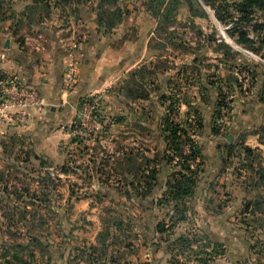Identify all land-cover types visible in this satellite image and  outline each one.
Wrapping results in <instances>:
<instances>
[{"label": "rangeland", "instance_id": "rangeland-1", "mask_svg": "<svg viewBox=\"0 0 264 264\" xmlns=\"http://www.w3.org/2000/svg\"><path fill=\"white\" fill-rule=\"evenodd\" d=\"M240 2L221 23L202 0H0V112L17 119L0 123V264H264V15H240ZM54 47L63 88L66 59L78 69L59 103L23 78L45 81ZM13 80L41 105L8 106ZM174 128L198 150L179 200ZM136 154L159 171L146 198L128 186Z\"/></svg>", "mask_w": 264, "mask_h": 264}, {"label": "trees", "instance_id": "trees-1", "mask_svg": "<svg viewBox=\"0 0 264 264\" xmlns=\"http://www.w3.org/2000/svg\"><path fill=\"white\" fill-rule=\"evenodd\" d=\"M39 0H34V2H38ZM205 6H210L214 9L216 18L221 23L227 21V16L225 14L228 13L229 4L227 3V0H202ZM236 10L240 15H244L246 17H249L250 14L255 13L256 11L261 12L264 15V0H241L239 4L236 6ZM264 17V16H263ZM264 45V40H263ZM141 95V94H140ZM146 96H141V99H145ZM76 128V125L73 127ZM178 128H174L170 130V137L171 140L170 143L174 144L175 150L174 154L177 156H180L182 160H184L182 173L179 172L175 174L169 183V195L172 200H179V199H185L187 197H190V195L193 192V185H195L196 181V172L192 169V166L196 164L198 161V150L197 146L195 145V142L191 140L190 136L187 132H184V130H180ZM182 136H186L188 145L190 147V154H184L181 149V143ZM247 153L252 154L253 151L249 148H246L245 150ZM140 154L133 155L128 162L132 166L133 169L137 168L139 165L140 159L145 157L139 156ZM141 157V158H140ZM142 159V160H144ZM63 173H66V167H64L61 170ZM187 172V174L185 173ZM132 174V182H128V186L131 187V190L133 194H135L139 198H146L148 195H150L156 184L157 179L159 175V171L155 168L154 170H147L141 171V168H137ZM105 177V176H104ZM109 178V177H108ZM98 181L101 183L107 182V178L105 177V180H102V176L98 178ZM260 181L264 182V175L260 174ZM121 195H125L126 198H131V192L129 189H127L125 192L119 193ZM262 197V196H259ZM171 228H166V224L160 225L158 227V231L160 233H165ZM198 235H194L193 233L189 234L188 236L180 237L177 242L175 243L176 247L180 250H186V249H192L191 246L193 245V241L195 239H198ZM17 249L19 250H25L23 246H18ZM16 259L18 256L15 257ZM18 260V259H17ZM8 264H14V262H8Z\"/></svg>", "mask_w": 264, "mask_h": 264}, {"label": "crops", "instance_id": "crops-1", "mask_svg": "<svg viewBox=\"0 0 264 264\" xmlns=\"http://www.w3.org/2000/svg\"><path fill=\"white\" fill-rule=\"evenodd\" d=\"M9 46L10 48L7 49V46L5 48L9 52L10 51L12 52L14 50L12 43H10ZM41 53L43 54V59L45 61L42 63V60H41V63L39 65H41L42 71L46 70V72H48V77L46 76V80L44 81L43 80L44 78L37 73L36 71L37 69H35V71L31 70L29 72L24 71L23 78L25 79L28 86L36 87L37 89H39L41 93L45 95V98L47 99L48 102L49 100H51L52 97H55L54 102H58V94L61 95V92H64L67 94L73 91V89H70L68 92H66L65 91L66 89L63 88L62 86L61 76L63 75V64H62V59H60V56L57 55L58 51L56 50V48L54 47L53 49H47L46 51H42ZM8 63L11 64V65L10 64L8 65L9 67H12V69H15L18 72L20 71L19 70L20 65L15 62L14 58L13 60H11V62H8ZM66 63H67V66L70 65L69 60L67 59H66ZM84 63H87V62H84ZM75 91L76 92L73 94L83 93V89L81 88V86L77 87ZM59 102H60V99H59ZM51 111H55V109L51 108ZM66 111L67 110L62 112L63 116L64 115L66 116Z\"/></svg>", "mask_w": 264, "mask_h": 264}, {"label": "built area", "instance_id": "built-area-1", "mask_svg": "<svg viewBox=\"0 0 264 264\" xmlns=\"http://www.w3.org/2000/svg\"><path fill=\"white\" fill-rule=\"evenodd\" d=\"M78 79V71L74 66H68L65 74V83H66V91L68 92L73 86L77 84ZM10 82V81H9ZM9 87H4V93L7 94L8 99L6 100V104L8 106H31V105H41L40 99H37V94L35 91L29 90L28 88L19 87L17 83L11 82ZM38 102V103H36ZM6 108H3L0 112V123L3 125H11L15 121H17L15 116L7 117L5 115ZM20 121L27 120L26 116H22Z\"/></svg>", "mask_w": 264, "mask_h": 264}]
</instances>
